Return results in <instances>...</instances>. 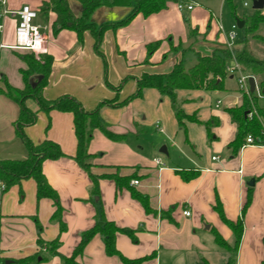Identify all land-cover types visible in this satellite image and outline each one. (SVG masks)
<instances>
[{"label":"crops","instance_id":"crops-1","mask_svg":"<svg viewBox=\"0 0 264 264\" xmlns=\"http://www.w3.org/2000/svg\"><path fill=\"white\" fill-rule=\"evenodd\" d=\"M49 1L7 0V8L29 5L38 13L36 24L45 36L46 54L53 57L45 98L56 100L70 95L88 111L105 101L124 102L136 93L137 79L145 74L170 73L183 59L188 68L195 64L197 54L211 56L216 50L226 49L234 25H227L223 31L221 15L212 5L191 0L196 4L194 10L180 11L177 3L182 0H167L161 12L149 17L139 14L126 26L107 30L101 56L95 51L89 31L82 40L74 31L53 32L56 15L41 11ZM68 1L79 16L81 4ZM132 10L102 6L94 11L91 22L97 28L119 23ZM17 23L16 17L0 15V45L4 46L0 48V90L4 92L8 86L16 90L26 86L25 52L10 48L16 43ZM193 29L199 33L196 40L190 37ZM158 41L159 48L149 56L148 45ZM179 45L185 49L192 45V51L184 56L181 52L170 54L164 61V55ZM31 78L35 82L38 76ZM4 92H0V159L23 161L28 159L29 151L16 133L21 107ZM243 95L233 75L228 76L222 91H177L185 114L195 115L202 123L186 122L185 129L179 126L170 100L155 89H145L141 98L120 108L103 106V120L125 139L114 142L99 130L93 132L89 146L94 156L92 173L130 178V186L139 181L132 187L147 196L153 213H147L128 188L117 187L112 179L101 178L99 193L95 194L90 175L74 159L77 139L73 115L58 111L47 114L34 100H27V108L38 114L37 123L25 129L27 136L35 145L49 139L66 155L46 160L42 170L59 196L67 228L61 232L60 222L53 218L56 208L52 200L38 202L33 179L0 192V264H16L35 256L39 257L36 264H64L63 258L73 255L83 234L95 225L99 201L108 221L135 233V242L126 234L117 235V248L123 257L137 260L155 254L138 264H227L230 253L215 243L213 229L230 243L233 233L217 213L218 205L227 219L243 222L235 264H264V144L250 145L246 139L237 152L230 146L238 126L229 110L243 104ZM148 100L150 110L139 108ZM258 107L264 111V97L259 98ZM143 127L156 131L150 134L152 142L141 140L139 130ZM250 189L253 200L242 215ZM186 210L191 212L190 217L184 215ZM163 213H169L172 221ZM58 238L56 251L47 250ZM76 264L126 263L118 256H108L103 237L97 235L77 257Z\"/></svg>","mask_w":264,"mask_h":264},{"label":"trees","instance_id":"trees-1","mask_svg":"<svg viewBox=\"0 0 264 264\" xmlns=\"http://www.w3.org/2000/svg\"><path fill=\"white\" fill-rule=\"evenodd\" d=\"M81 4V13L75 15L70 7L68 0H50L42 5L41 11L46 14L53 12L56 15V20L53 25L55 34L70 30L77 33L79 39H83L84 33L89 31L94 38L95 51L100 54L101 44L104 35L109 29H117L129 24L136 16L142 14L149 17L157 14L167 7V0H76ZM232 12L235 13V8L232 1L228 0ZM102 6H122L133 8L132 13L122 22L114 24H105L100 28L91 22V16L95 10ZM244 21V37L240 44L243 46L241 50L231 52L228 49L216 50L211 56L196 55V62L190 67L185 66L184 59L178 62L173 70L167 74H145L137 79L138 89L134 95L129 97L122 103L118 101H105L97 109L93 111L86 110L81 102L75 97L64 95L56 100H47L44 96V90L48 84L49 77L53 68V57L51 55L36 56L33 53L25 52L22 59L27 64L28 69L23 71L26 86L23 90H16L8 86V90L4 92L9 98L19 103L21 113L16 121L17 136L23 141L29 151V157L26 160H1L0 159V183L5 186L4 191L11 189L14 186L20 185L23 181L33 179L37 185V200L50 199L55 204V213L53 218L60 222L61 232L66 230V225L62 221L63 208L60 203L58 194L49 185L46 176L43 173L42 165L46 160H58L66 155L62 152L60 146L49 140H44L41 144L35 145L27 136L25 129L37 123L38 114L31 111L26 106L27 100H34L40 111L49 114L52 111L63 113H71L73 115V124L75 136L77 139V152L74 159L77 163L90 175L93 182V191L99 193V180L101 178L112 179L117 187L128 188L132 196L137 199L147 213H153L149 205L147 196L135 191L130 186V178L120 177L118 175H103L95 176L92 173L94 156L89 152V146L93 139L95 130L101 131L109 140L121 142L125 139V135H119L111 131L101 116L103 106H111L120 108L128 105L133 100L141 98L145 89H155L161 96L170 100L172 109L175 113L178 124L185 129L186 122H195L202 124L195 115L189 116L183 111L179 102L177 91L179 90H199L207 91H222L225 89V82L229 76L227 72L228 61L233 56L240 64L242 71L246 75L255 77L258 84V92L244 94L243 104L240 107L230 109L229 112L238 126L236 139L231 143V148L237 152L243 145L244 141L251 135L256 142L264 144V111L258 107V100L264 97V60L255 57L250 49L249 42L254 39H260L257 32L264 26V14L262 11H255L252 16L246 18H238L237 21ZM199 36L195 29L190 30V37L194 40ZM161 42H154L148 45L149 56L153 54L160 46ZM193 45V43H192ZM192 45L185 49L182 45L172 47L168 54H165L163 60L166 61L170 54L181 52L184 56L187 52L192 51ZM37 75L34 80L31 78ZM123 83L116 88L119 91ZM111 86V85H110ZM114 88L113 86H111ZM256 110V114L250 113ZM210 132L209 124L206 123ZM253 200V192L250 189L247 201L243 207L242 215L246 213ZM217 213L222 221L231 229L233 233V241H226L215 229L213 234L215 243L230 253V258L227 264H235V256L239 250V246L243 236V222L238 220L236 223L226 218L223 208L218 205ZM165 217L172 221L169 213H163ZM40 229V227H39ZM123 233L128 235L134 242L136 241L135 233L132 230L120 229L113 222L105 218L103 207L99 201V210L95 225L86 233L83 234L82 240L78 247L74 250L71 257H64V264H76V259L80 256L88 243L97 235L103 237L105 250L108 256H118L126 264H138L151 260L155 257L152 254L149 257L137 260H128L121 255L117 248V235ZM41 247L44 246L40 242ZM59 245V238L47 246V250L54 253ZM39 257H30L16 261V264H36Z\"/></svg>","mask_w":264,"mask_h":264},{"label":"built area","instance_id":"built-area-1","mask_svg":"<svg viewBox=\"0 0 264 264\" xmlns=\"http://www.w3.org/2000/svg\"><path fill=\"white\" fill-rule=\"evenodd\" d=\"M196 4L191 0H182L177 3V8L180 11H192L194 10ZM245 6H248L245 4ZM0 15L2 16H13L18 19L17 27H16V43L14 46L10 47L13 50L21 51V52H30L35 54L36 56L46 54L45 49V36L43 35L41 26L36 24V19L38 17V13L29 5H23L21 8L16 10H10L7 8V0H0ZM238 26L234 24L231 28V31L228 36V43L226 44V49L230 50L232 53L234 52V45L236 41V31ZM2 31V26L0 25V32ZM3 45H0V48H3ZM232 62L234 66L227 67V72L229 75H233L237 77L239 89L244 94H250V84L249 79L250 75H246L237 62L235 57L233 56ZM258 86L256 87V90ZM252 114H256V112L250 113L249 117L252 118ZM247 144L256 145V140L249 135L247 137ZM132 186L139 185V181H133ZM5 186L0 183V192H3ZM184 215L186 217L191 216V212L186 210L184 211Z\"/></svg>","mask_w":264,"mask_h":264},{"label":"rangeland","instance_id":"rangeland-1","mask_svg":"<svg viewBox=\"0 0 264 264\" xmlns=\"http://www.w3.org/2000/svg\"><path fill=\"white\" fill-rule=\"evenodd\" d=\"M193 1L197 2L198 4H202V5L203 4H206L207 6L212 5V8H214L216 10V12L219 15H221L219 17L221 18L220 22H221V25L223 26L222 27L223 31H224V29H226L225 27L227 25L230 24V26H231V23L237 25V19L238 18H246V17L252 16L255 13V10L253 9L254 0H231L232 5L235 8V13L232 12V9L230 7L228 0H193ZM245 4H247L248 6H245ZM262 12H263V10H262ZM257 35L259 36L260 39L251 40L249 42V49L255 57H257L261 60H264V26L262 28H260V30L257 32ZM236 37L237 38H236L235 45L233 48L234 52L241 50L243 47L240 44V42L242 41V39L244 37V29L238 28L236 31ZM187 64H188V62H187ZM228 66L232 67V66H234V63L231 60H229ZM258 102H259V100H258ZM151 106H152V104L148 100L146 105L144 104L143 107L140 106L139 108H146L147 110H150ZM254 112H256L255 108H254ZM139 131L141 132L140 135L142 136L141 140L143 141V140L148 139L149 142H152L150 140V134L156 133L155 130H153V132H152V130L149 131L148 129H146L144 127L142 128V131L141 130H139Z\"/></svg>","mask_w":264,"mask_h":264},{"label":"water","instance_id":"water-1","mask_svg":"<svg viewBox=\"0 0 264 264\" xmlns=\"http://www.w3.org/2000/svg\"><path fill=\"white\" fill-rule=\"evenodd\" d=\"M253 9L255 11H262L264 10V0H254L253 2ZM237 26L239 29H243L245 26L244 21H237ZM249 84H250V92L254 93L256 91L257 83L255 77H250L249 79ZM165 149V147H164ZM163 152V151H162ZM9 264V263H7Z\"/></svg>","mask_w":264,"mask_h":264}]
</instances>
